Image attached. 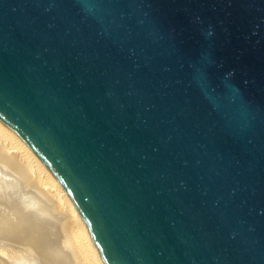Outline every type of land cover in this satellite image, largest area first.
Masks as SVG:
<instances>
[{
  "label": "water",
  "instance_id": "95a60500",
  "mask_svg": "<svg viewBox=\"0 0 264 264\" xmlns=\"http://www.w3.org/2000/svg\"><path fill=\"white\" fill-rule=\"evenodd\" d=\"M0 122L103 264H264V0H0Z\"/></svg>",
  "mask_w": 264,
  "mask_h": 264
},
{
  "label": "bare ground",
  "instance_id": "6f19581e",
  "mask_svg": "<svg viewBox=\"0 0 264 264\" xmlns=\"http://www.w3.org/2000/svg\"><path fill=\"white\" fill-rule=\"evenodd\" d=\"M14 137L0 130V264H102L67 194Z\"/></svg>",
  "mask_w": 264,
  "mask_h": 264
},
{
  "label": "rangeland",
  "instance_id": "374dc122",
  "mask_svg": "<svg viewBox=\"0 0 264 264\" xmlns=\"http://www.w3.org/2000/svg\"><path fill=\"white\" fill-rule=\"evenodd\" d=\"M3 128H7V127L4 126V125L0 122V130L3 129ZM7 129H8V128H7ZM8 130H9V129H8ZM9 131H10V133L12 134V136H13V137L15 136L14 138H15L16 140H18V141L21 143V144H20V145H21L20 148H21V150H22V154H23L24 156H25V155H28V156H29V155L31 154L30 157H31V158L34 157V160H35V161H34V160H33V161L37 163L36 166L39 165V166H38V169L40 168L41 171H42L43 173L46 172V175H47V172H48V173L52 176V174L49 172V170H48V169L44 166V164L38 159V157H37V156H36V155H35V154H34V153H33V152H32V151H31L26 145H25V143H24L21 139H19V138H18V137H17V136L11 131V130H9ZM23 143H24V144H23ZM24 146H25V147H24ZM23 147H24V148H23ZM23 150H25L24 152H26V153H24ZM28 151L31 152V153H29ZM28 153H29V154H28ZM22 154H21V155H22ZM23 155H22V157H23ZM36 158L39 160V162L36 160ZM41 165H42V166H41ZM40 169H39V170H40ZM55 180H56V179H55ZM56 182H57V181H56ZM57 183H58V182H57ZM58 184H59V183H58ZM59 186H60V185H59ZM60 188H61V187H60ZM61 189H62V188H61ZM63 192H64V191H63ZM64 194H65V193H64ZM65 195H66V194H65ZM66 197H68V196L66 195ZM68 200H69V198H68ZM69 201H70V200H69ZM77 214H78V213H77ZM78 216H79V215H78ZM79 219L81 220L80 216H79ZM81 222H82V220H81ZM82 224L84 225L83 222H82ZM84 229H85V231H87L86 228H85V226H84ZM86 233H88V232H86ZM87 236L89 237V235H87ZM88 240L90 241L91 239L88 238ZM90 244L92 245L91 242H90ZM92 247L94 248V245H92ZM94 250L96 251L95 248H94ZM4 252H6V251H4ZM4 252H2L3 254L1 253L2 255L0 254V257L3 258V259H4V258L7 259L8 254H7V253H4ZM96 254H97V256H98V259L101 260L100 257H99V255H98V253H97V251H96ZM100 262L102 263V261H100ZM102 264H103V263H102Z\"/></svg>",
  "mask_w": 264,
  "mask_h": 264
}]
</instances>
